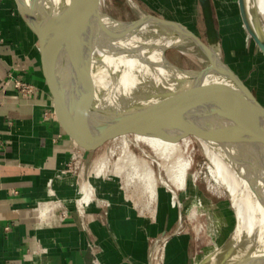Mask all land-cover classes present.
Returning <instances> with one entry per match:
<instances>
[{"label":"bare ground","instance_id":"obj_1","mask_svg":"<svg viewBox=\"0 0 264 264\" xmlns=\"http://www.w3.org/2000/svg\"><path fill=\"white\" fill-rule=\"evenodd\" d=\"M62 1L64 0H16L19 10L21 8L26 18L31 21L28 23L25 20L29 27L32 28L31 24L34 21L39 22V26L46 27L39 39L42 53L45 51L55 74L61 108L66 113L83 118L96 126L97 139H102L107 126H111L115 130L114 133L124 137L121 160L127 164V167L116 165L114 169L124 177L128 188L130 186L140 188L142 196H146L144 206L150 207V211L156 215L160 192L154 166L157 164L160 170L164 171V177L158 179L171 193L178 207H181L177 192L185 190L188 185V170L192 160L185 154L190 146V139L187 137L179 142L170 143L154 135L141 113L138 97L135 95L138 90L140 94L146 93L149 84L156 91L164 92L175 87L176 81L180 79L188 81L206 105L219 142V145H214L195 138L209 160L208 173L217 186L228 191L236 215L243 223L242 231L234 230L230 236L234 246L230 263L246 255H264V150L251 142L227 117L223 104L226 99L222 91L223 79L214 63L202 55L203 57L193 60L200 66L198 70L179 66L181 72H178L167 68L162 50L157 48L149 50L156 45L168 47L176 43L174 39L163 36L157 38L139 36L127 42L109 43L107 44L109 50L97 49L69 18L61 16ZM247 2L251 12H255L258 18L256 0H247ZM161 18L167 29L177 32H183L185 29L191 31L180 22ZM33 30L37 33V27ZM183 52L190 57L192 55L187 50ZM89 70L105 73L115 81V85L111 86L113 90L100 84L108 95L104 108L102 107L104 93L100 87L99 89L95 87L96 84L92 85L89 82L86 77ZM51 85L55 94L56 87L52 76ZM88 94L90 100L95 101V106H90L82 98ZM154 100L152 98L151 101ZM249 123L264 131V123L260 119H250ZM130 133L133 134V138H129ZM129 142L142 146L145 156L134 153L130 149ZM247 143L252 145L253 151H249ZM146 148L151 153H147ZM86 161L87 159L81 158L78 162L79 174L76 177L81 180L76 188V202L84 221L86 213L83 207L90 201L95 199L105 205L108 204L106 198L98 197L97 191V178L105 175L107 168L105 160L100 158L92 169H90L92 161L87 169ZM80 170L85 171L83 178L80 177V174H83ZM58 202L61 200L59 199ZM194 212L195 210H192L191 215H194ZM164 236L165 232L154 243L148 264H159L152 261V255L156 245L166 239ZM218 253L216 252L215 255ZM216 260V257L210 259L208 254L198 264H216Z\"/></svg>","mask_w":264,"mask_h":264},{"label":"crops","instance_id":"obj_2","mask_svg":"<svg viewBox=\"0 0 264 264\" xmlns=\"http://www.w3.org/2000/svg\"><path fill=\"white\" fill-rule=\"evenodd\" d=\"M146 1L172 19L162 3ZM16 9L20 13L16 0H0V264H146L137 243L123 239L128 230L104 179L97 191L108 200L106 208L96 214L89 204L88 214L82 206L85 221L80 215L77 186H71L81 180L70 165L77 149L84 160L90 151L70 135L96 141L98 128L62 108V123L50 112L54 94L51 75L41 69V41L26 21H17ZM88 80L103 92L100 84L113 82L94 71ZM89 97L82 96L95 106ZM185 249L188 255L180 258L188 264Z\"/></svg>","mask_w":264,"mask_h":264},{"label":"rangeland","instance_id":"obj_3","mask_svg":"<svg viewBox=\"0 0 264 264\" xmlns=\"http://www.w3.org/2000/svg\"><path fill=\"white\" fill-rule=\"evenodd\" d=\"M153 1H159V3H162L165 8L170 10L172 12V19L164 17L160 9L151 6L146 0H132V2L127 0H103L102 10H105L106 13L114 18L124 21L136 19L144 13L174 20L182 23L198 35L203 41L207 42L206 24L203 18L200 0ZM256 5L260 28L264 32V0H256ZM211 6L213 11V23L219 37V48L222 58L225 63L228 64L236 74H238V76L256 95L258 101L264 106V54L245 29L240 15L238 0H211ZM15 12L17 21L21 24L25 23L24 17L17 11V9ZM167 15H169V13ZM188 53L192 54L191 57L190 55L183 53L180 48H172L166 52V55L168 59L177 66L198 70L200 66L193 60L203 57L202 54L194 47H189ZM89 75L90 70L87 72L88 79ZM114 82L115 81L112 82L113 85H115ZM95 87L99 89V86L95 85ZM111 89L113 90V87ZM40 90L41 89H39V91ZM103 93L102 107L104 108L108 100V95L105 91ZM107 131L117 135L114 133L115 130L111 126H107L102 139L107 138ZM117 137H120L121 141L109 142L98 149L95 159L91 163L90 169H92L94 164L100 158L105 160L107 165L105 175H101L97 178V181L104 179L108 182L110 190L116 195L113 200L116 207L115 213H118L116 216L125 225V230H128L126 234L123 235L126 236L123 239L126 243L129 241L137 243L136 245L140 247L141 255H145L144 261H146V264L149 263V254L154 243L157 239L162 237L164 232V238L166 239L158 243L153 251L152 261L154 263L183 264L180 255H184V248L186 245L193 264H198L209 253L221 247L229 233H231L230 231L232 230L233 225H235L233 231H242V221L239 219L238 215H236V222L229 209H224L227 217L225 216L221 219L222 214L220 209H218V203H221V201L227 203L228 198L230 200L231 198L228 191L217 186L210 177L207 169L209 160L203 153L200 143L195 138L188 137L190 139V146L185 155L186 157L191 158L192 162L188 170L187 188L177 192L179 194L181 207H178L171 193L159 181L158 177L160 179L161 177H164V171L160 170L159 166L155 164L154 167L158 175L157 181L160 198L156 215H153V212L150 211V207L144 206L146 205L144 203L146 196H142L141 191H139L140 188H134L133 186L128 188L124 177L121 174L119 175L116 169H114V167L116 168L117 166L122 168L127 167V164L121 160L124 137L122 135H117ZM129 138H133L132 133L129 134ZM129 143L130 149L134 153L139 156H145L141 149L142 146H137L136 144H133V142ZM247 146L249 151H253V147L250 143H247ZM146 152L151 153L148 148H146ZM83 154V150L80 151L77 149L74 152L70 169L75 175L79 174L78 162ZM82 172V175H84V170H80V173ZM195 181L197 185L196 187L194 186ZM77 182L78 181L72 184L71 187H78ZM136 189H138V191ZM100 194L101 193L99 192V198H106L103 195L100 196ZM201 194L210 200V207L215 210L216 213L208 208V205ZM89 204L96 205V211L94 210L96 214H98L97 210L106 208V205L102 201H96L95 199L90 201L85 207ZM236 206L243 218L239 206L237 204ZM86 209L88 211L87 214L90 213V209L88 207ZM192 210H195V217L194 215H191ZM167 213L170 215L174 224H176L181 235L180 239H183V242L182 240L180 241L182 243H177L175 240L173 241L170 232L163 228L164 219ZM181 221L182 223L180 224ZM87 222H91L89 216H87Z\"/></svg>","mask_w":264,"mask_h":264},{"label":"water","instance_id":"obj_4","mask_svg":"<svg viewBox=\"0 0 264 264\" xmlns=\"http://www.w3.org/2000/svg\"><path fill=\"white\" fill-rule=\"evenodd\" d=\"M102 1L64 0L60 4L61 16L69 18L85 35L88 41L100 50H109L107 48V44L109 43L127 42L139 36H146L147 38L162 36L172 38L176 42L174 45L168 47L156 45L155 47L149 48V50H154V48L161 49L165 66L173 71L181 72L180 67L168 59L166 52L172 48H180L182 52L183 50L188 51L189 47L196 48L202 55L208 57L214 63L223 79L222 91L226 97L223 104L227 117L251 142L256 143L264 150V131L257 129L249 123L250 119H260L264 123V106L258 101L252 90L245 85L244 81L222 58L219 48V37L213 23L211 0H200L203 18L206 24L207 42L203 41L192 31L186 29L183 32L167 29L161 22V17L149 13L141 14L133 20H118L102 10ZM127 1L132 2V0ZM238 4L247 32L264 53V32L260 28V22L255 12H251L247 0H238ZM20 11L24 19L28 23L31 22L26 18L21 8ZM31 25L33 29L37 27L38 36L46 30L45 26H39V22L34 21ZM38 27H41V29ZM40 62L42 71L52 76L56 87L53 105H48L49 110L61 122L62 110L57 90V81L45 51L42 53ZM176 82L177 85L175 87L164 92L160 90L156 91L149 84L146 93L140 94V90H138V93L135 95L138 97L141 113L146 118L152 129V133L170 143H176L187 137H193L201 142L219 145L210 122L208 109L196 89L186 80L180 79ZM152 98L155 100L151 101ZM70 137L84 150L90 151V156L85 164L86 169L100 147L109 142L119 141L121 139L109 131H107V138L97 139L96 141L76 137L75 135H70ZM196 181L194 184L195 187L197 186ZM197 189L199 190L198 187ZM202 196L208 208L212 212H215L210 207V200L205 198L204 195ZM218 205V209H220L222 214L221 219L226 216L224 209L227 208L232 212L237 222L236 212L229 198L227 203L221 201ZM164 224L170 232L171 238L177 243L180 242L181 235L168 213L164 219ZM234 227L235 225H233ZM233 228L221 247L209 253V258L216 257V264H264V255H246L230 263L234 252V246L230 240ZM184 251V256L188 255L185 248ZM216 252L219 253L215 255ZM188 264H193L190 257L188 258Z\"/></svg>","mask_w":264,"mask_h":264}]
</instances>
